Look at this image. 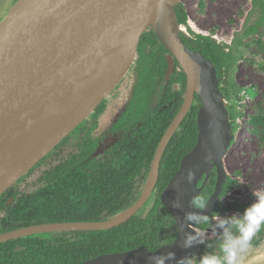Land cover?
<instances>
[{
    "label": "water",
    "instance_id": "1",
    "mask_svg": "<svg viewBox=\"0 0 264 264\" xmlns=\"http://www.w3.org/2000/svg\"><path fill=\"white\" fill-rule=\"evenodd\" d=\"M180 0H18L0 21V146L21 131L49 107L93 78L87 94L43 129L15 154L0 159V195L26 175L64 138L74 131L130 69L143 34L153 28L168 49L167 78L180 63L187 75L182 109L162 138L148 182L139 200L107 221H74L32 225L0 234V243L53 231L107 230L136 215L150 199L159 177L163 152L198 95V139L183 156L180 167L161 194L178 224L176 239L155 251L136 248L102 254L81 264H146L152 254L175 251L177 257L197 253L199 246L183 248V225L187 210L183 196L194 173L195 195L203 173L217 166L216 191L209 198L211 214L221 200L227 180L224 159L232 144L229 112L220 99V80L213 62L202 52L189 48L179 31L176 7ZM119 57L121 67L109 70ZM158 175L149 187L153 170ZM179 200L182 209L172 205Z\"/></svg>",
    "mask_w": 264,
    "mask_h": 264
},
{
    "label": "trees",
    "instance_id": "2",
    "mask_svg": "<svg viewBox=\"0 0 264 264\" xmlns=\"http://www.w3.org/2000/svg\"><path fill=\"white\" fill-rule=\"evenodd\" d=\"M262 5L264 0H254ZM178 22L186 24L183 4L176 7ZM264 20V15H263ZM192 50L202 52L216 66L220 82L224 75L221 50L203 35L183 37ZM170 52L153 28L141 37L132 68L137 82L131 100L113 130H123L113 146H101L93 134L96 120L86 118L74 131L38 162L26 175L0 195V234L38 224L74 221H107L136 203L144 192L153 168L158 146L180 112L186 98L187 75L176 61V69L167 79V55ZM164 80L158 91L157 82ZM158 97V108H152ZM194 102L169 140L160 162L152 204L127 222L107 230L53 231L27 235L0 243V264H81L102 254L136 248L157 250L171 243L178 224L161 202V194L180 167L184 155L198 139V111ZM264 130V116L250 121ZM217 166L198 181V194L208 199L216 191ZM228 191L224 184L221 198ZM151 199V198H150ZM249 205L219 202L215 212H243ZM264 241L261 230L252 241ZM206 251L200 245L197 253Z\"/></svg>",
    "mask_w": 264,
    "mask_h": 264
},
{
    "label": "rangeland",
    "instance_id": "3",
    "mask_svg": "<svg viewBox=\"0 0 264 264\" xmlns=\"http://www.w3.org/2000/svg\"><path fill=\"white\" fill-rule=\"evenodd\" d=\"M17 1L0 0V21ZM180 3L188 14V22L181 24L184 29L181 35L186 38L203 35L223 55L219 96L229 112L232 144L224 159L228 191L221 200L228 207L233 202L250 205L254 199L252 191L264 189V130L250 122L253 116H264V8L255 5L254 0H180ZM136 82L137 74L131 67L90 115L96 120L93 134L101 136L102 144L115 138L109 128L126 107ZM163 84L161 80L155 88L159 91ZM153 197L142 213H146ZM242 264H264V241L252 245Z\"/></svg>",
    "mask_w": 264,
    "mask_h": 264
},
{
    "label": "clouds",
    "instance_id": "4",
    "mask_svg": "<svg viewBox=\"0 0 264 264\" xmlns=\"http://www.w3.org/2000/svg\"><path fill=\"white\" fill-rule=\"evenodd\" d=\"M191 182L194 173L189 171ZM253 202L242 213L214 215L206 213L209 199L195 195L190 201V211L183 214L184 227L191 229L183 233V248L203 245L206 251L177 257L175 251L152 254L146 264H242L244 255L252 247L254 237L264 230V189L252 191ZM223 201V200H221ZM182 209L179 200L172 205Z\"/></svg>",
    "mask_w": 264,
    "mask_h": 264
},
{
    "label": "bare ground",
    "instance_id": "5",
    "mask_svg": "<svg viewBox=\"0 0 264 264\" xmlns=\"http://www.w3.org/2000/svg\"><path fill=\"white\" fill-rule=\"evenodd\" d=\"M6 18L7 17L5 16V19ZM179 31L180 32L184 31L183 25L179 26ZM122 63H123V58L119 57L109 67V70L118 69L119 67H121ZM128 70L126 71V73L128 72ZM95 79L96 78H93L91 81L81 86L80 88L72 92L70 95L65 97L64 99L58 101L53 106L49 107L41 115H39L36 119H34L31 123H29L26 127H24L21 131L15 134L4 145L0 146V159L15 154L17 151H19L21 148L27 145L31 140H33L43 129H45L54 120L60 117L65 111H67L73 105L78 103L87 94L92 81H94ZM119 81L117 82V84L119 83ZM157 175L158 172L155 168L151 176L149 187H151V185L154 183L155 179L157 178ZM3 178L4 175L3 173L0 172V182L3 181ZM194 194H195V185H194V181H191L188 187L186 188L183 196V204L187 210L191 209L190 201L194 196Z\"/></svg>",
    "mask_w": 264,
    "mask_h": 264
},
{
    "label": "flooded vegetation",
    "instance_id": "6",
    "mask_svg": "<svg viewBox=\"0 0 264 264\" xmlns=\"http://www.w3.org/2000/svg\"><path fill=\"white\" fill-rule=\"evenodd\" d=\"M168 56V55H167ZM168 62V61H167ZM176 69V68H175ZM175 71V70H174ZM173 75V74H172ZM172 77V76H171ZM168 79V78H167ZM170 79V78H169ZM134 88H135V86H134ZM133 92H134V90H133ZM132 95H133V93H132ZM131 98H132V96H131ZM131 98L129 99V101L131 100ZM156 100V104H155V102L154 101H152V108L154 109V110H156L157 108H158V97H154L153 98V100ZM129 101H128V103H129ZM127 103V104H128ZM127 106V105H126ZM125 109H126V107L124 108V110L121 112V114L118 116V118L112 123V125L110 126V128H109V130H110V132H112V133H114L115 134V138L112 140V141H110V142H108V143H106V144H102L101 143V141H102V139H101V136H100V145L101 146H103V147H105V146H113L117 141H118V139H119V135L123 132V130H121V129H117V130H113L112 129V127L115 125V123L119 120V118H120V116L122 115V113L125 111ZM154 192V191H153ZM151 196H156V195H151ZM151 198V197H150ZM150 200V199H149ZM148 200V201H149ZM221 201V200H220ZM148 203V202H147ZM147 203L145 204V206L140 210V211H143V210H145V207H146V205H147ZM149 208V207H148ZM139 211V212H140ZM148 211V209L146 210V212ZM138 212V213H139ZM137 213V214H138ZM178 231H179V228H178ZM178 234V233H177ZM176 237H177V235H176ZM176 239V238H175ZM174 239V240H175ZM168 244V243H167ZM165 245V244H164Z\"/></svg>",
    "mask_w": 264,
    "mask_h": 264
}]
</instances>
